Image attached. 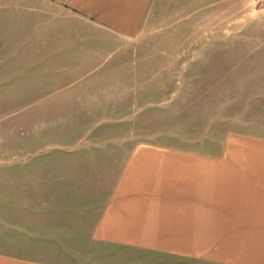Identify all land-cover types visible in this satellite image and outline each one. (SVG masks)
I'll list each match as a JSON object with an SVG mask.
<instances>
[{
	"label": "rangeland",
	"instance_id": "374dc122",
	"mask_svg": "<svg viewBox=\"0 0 264 264\" xmlns=\"http://www.w3.org/2000/svg\"><path fill=\"white\" fill-rule=\"evenodd\" d=\"M168 8L116 50H32L0 27V264H158L171 161L264 157V0L210 20Z\"/></svg>",
	"mask_w": 264,
	"mask_h": 264
},
{
	"label": "crops",
	"instance_id": "0c3cea01",
	"mask_svg": "<svg viewBox=\"0 0 264 264\" xmlns=\"http://www.w3.org/2000/svg\"><path fill=\"white\" fill-rule=\"evenodd\" d=\"M238 2L0 0V27L10 20L19 33L41 41L32 50L65 51L99 36L110 40L105 49L116 50L147 32L157 6L158 15L168 6L173 18L210 20ZM19 16L37 22L29 26ZM248 159L191 154L171 161L170 171L158 177V264H264V157Z\"/></svg>",
	"mask_w": 264,
	"mask_h": 264
}]
</instances>
